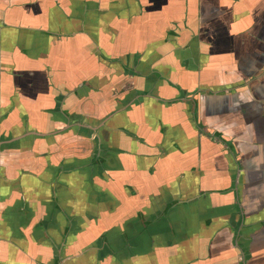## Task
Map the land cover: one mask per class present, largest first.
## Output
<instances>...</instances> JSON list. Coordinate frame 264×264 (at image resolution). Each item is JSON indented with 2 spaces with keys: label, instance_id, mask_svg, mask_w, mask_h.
<instances>
[{
  "label": "crops",
  "instance_id": "1",
  "mask_svg": "<svg viewBox=\"0 0 264 264\" xmlns=\"http://www.w3.org/2000/svg\"><path fill=\"white\" fill-rule=\"evenodd\" d=\"M0 264H264V0H0Z\"/></svg>",
  "mask_w": 264,
  "mask_h": 264
},
{
  "label": "flooded vegetation",
  "instance_id": "2",
  "mask_svg": "<svg viewBox=\"0 0 264 264\" xmlns=\"http://www.w3.org/2000/svg\"><path fill=\"white\" fill-rule=\"evenodd\" d=\"M98 151H99V149L97 148L96 152H98ZM96 155H97L96 153L93 154V157H92L93 163H94V161H96V162L98 161V156L96 157Z\"/></svg>",
  "mask_w": 264,
  "mask_h": 264
}]
</instances>
